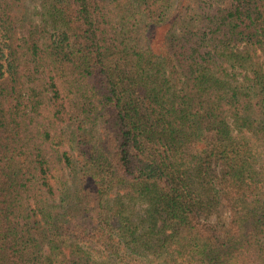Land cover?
<instances>
[{"label":"trees","instance_id":"trees-1","mask_svg":"<svg viewBox=\"0 0 264 264\" xmlns=\"http://www.w3.org/2000/svg\"><path fill=\"white\" fill-rule=\"evenodd\" d=\"M0 264H264V0H0Z\"/></svg>","mask_w":264,"mask_h":264},{"label":"rangeland","instance_id":"rangeland-1","mask_svg":"<svg viewBox=\"0 0 264 264\" xmlns=\"http://www.w3.org/2000/svg\"><path fill=\"white\" fill-rule=\"evenodd\" d=\"M221 215H222V217L224 218V220L228 221L229 213L226 212V210L223 209V210L221 211ZM214 219H215V218H214Z\"/></svg>","mask_w":264,"mask_h":264}]
</instances>
